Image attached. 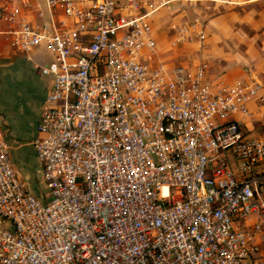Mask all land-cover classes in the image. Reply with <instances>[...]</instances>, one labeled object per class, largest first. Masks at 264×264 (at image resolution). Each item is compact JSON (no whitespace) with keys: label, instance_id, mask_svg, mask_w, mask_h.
Returning a JSON list of instances; mask_svg holds the SVG:
<instances>
[{"label":"built area","instance_id":"2783aa9c","mask_svg":"<svg viewBox=\"0 0 264 264\" xmlns=\"http://www.w3.org/2000/svg\"><path fill=\"white\" fill-rule=\"evenodd\" d=\"M177 2L197 0H46L42 20L31 2L0 7L11 50L53 55L32 141L49 201L18 176L0 127V264L256 263L264 131L238 116L264 103V81L169 63L161 49L201 54L210 31L176 23L161 47L152 18Z\"/></svg>","mask_w":264,"mask_h":264},{"label":"crops","instance_id":"0c3cea01","mask_svg":"<svg viewBox=\"0 0 264 264\" xmlns=\"http://www.w3.org/2000/svg\"><path fill=\"white\" fill-rule=\"evenodd\" d=\"M10 2L22 11L24 2H31L30 12L36 19L42 20L39 11H44V18L48 17L46 0H0V7ZM163 10L169 16L152 18L161 47L160 19L168 17V22L183 23L199 17L210 27L208 44L201 54L194 44L180 45L177 50L161 49L168 50L162 55L169 63L192 66L197 60L205 61L208 80L214 83L222 75L250 80L245 67L264 81V0H197L193 9L186 2H177ZM52 58L42 46L30 53L11 50L8 39L0 35V127L6 133L10 159L18 176L43 201H47L49 193L32 141L37 136L41 109L51 86V77L43 75L40 66ZM248 104L250 115L238 116V120L247 135L257 136L264 131V103ZM227 158L234 167L231 156ZM263 170L264 166L256 168V172ZM252 221L262 222L263 230L254 240L260 246L255 264H264V220L257 213L248 224Z\"/></svg>","mask_w":264,"mask_h":264},{"label":"rangeland","instance_id":"374dc122","mask_svg":"<svg viewBox=\"0 0 264 264\" xmlns=\"http://www.w3.org/2000/svg\"><path fill=\"white\" fill-rule=\"evenodd\" d=\"M189 6V5H188ZM190 7V6H189ZM191 8V7H190ZM195 8V7H194ZM163 9H167V8H162V9H160V11H159V16H158V18L159 17H161V16H163V17H165V16H167L168 15V13L166 12L165 13V10H163ZM193 9V8H192ZM169 16V15H168ZM197 17H193V18H191V19H196ZM198 19H200V20H202L201 18H199L198 17ZM161 20V29H160V32H162V34H161V44H162V46H166L167 45V41L169 40V37L171 36V31H169V27L171 26V25H173V24H176L177 22H168V17H167V19H165V18H163V19H160ZM167 20V21H166ZM154 26V28H156V26L155 25H153ZM168 36V37H167ZM209 36V35H208ZM207 40H208V37H207ZM206 40V45L203 47V49L207 46V44H208V41ZM187 45V44H186ZM194 46H195V48H196V50H197V45H195L194 44ZM179 48V47H178ZM178 48H176V50L178 49ZM203 49H202V51H203ZM175 50V51H176ZM233 172L235 173V174H237V171H236V169H235V167H233ZM36 197H37V195H35ZM38 198H41L40 196H38Z\"/></svg>","mask_w":264,"mask_h":264},{"label":"water","instance_id":"95a60500","mask_svg":"<svg viewBox=\"0 0 264 264\" xmlns=\"http://www.w3.org/2000/svg\"><path fill=\"white\" fill-rule=\"evenodd\" d=\"M49 200H50V198L47 199V201H49Z\"/></svg>","mask_w":264,"mask_h":264}]
</instances>
